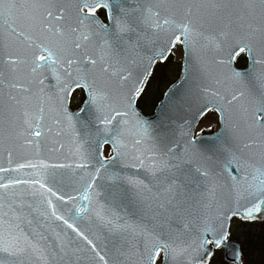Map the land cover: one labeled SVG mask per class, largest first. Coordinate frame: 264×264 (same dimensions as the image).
Here are the masks:
<instances>
[{"label": "water", "instance_id": "1", "mask_svg": "<svg viewBox=\"0 0 264 264\" xmlns=\"http://www.w3.org/2000/svg\"><path fill=\"white\" fill-rule=\"evenodd\" d=\"M101 1L107 27L81 11ZM63 9L43 69L39 51L21 49L35 31L0 34V264H147L161 245L176 264H198L212 254L209 240L242 264L230 218L264 216V0H69ZM122 37L134 43L117 44ZM179 37L182 75L146 117L136 98ZM244 49L250 65L240 70L233 61ZM78 86L87 100L71 111ZM212 108L221 129L194 140ZM66 162L84 175L64 190ZM86 204L94 224L85 211L75 222L62 211Z\"/></svg>", "mask_w": 264, "mask_h": 264}, {"label": "rangeland", "instance_id": "2", "mask_svg": "<svg viewBox=\"0 0 264 264\" xmlns=\"http://www.w3.org/2000/svg\"><path fill=\"white\" fill-rule=\"evenodd\" d=\"M183 59V50L177 47L167 63L157 64L152 77L146 88V92L141 97L140 105L147 106L146 113L153 111L158 100L163 92L174 80L181 69V61ZM83 101L81 92L77 91L73 98L72 104L77 107ZM152 106V107H151ZM219 128L218 116L211 112L207 114L200 122L198 130L215 131ZM105 155H109V147L105 148ZM232 235L240 239L244 249V264H257L261 258L260 264H264V218L254 222L241 221L239 218H234L231 224ZM209 264H230L223 259V251H216Z\"/></svg>", "mask_w": 264, "mask_h": 264}, {"label": "trees", "instance_id": "3", "mask_svg": "<svg viewBox=\"0 0 264 264\" xmlns=\"http://www.w3.org/2000/svg\"><path fill=\"white\" fill-rule=\"evenodd\" d=\"M242 63V62H241Z\"/></svg>", "mask_w": 264, "mask_h": 264}]
</instances>
